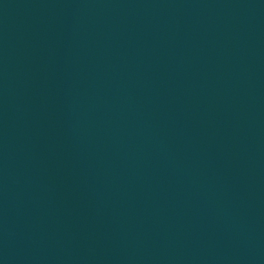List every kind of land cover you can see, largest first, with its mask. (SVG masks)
Wrapping results in <instances>:
<instances>
[{"label": "water", "instance_id": "1", "mask_svg": "<svg viewBox=\"0 0 264 264\" xmlns=\"http://www.w3.org/2000/svg\"><path fill=\"white\" fill-rule=\"evenodd\" d=\"M0 264H177L103 0H0Z\"/></svg>", "mask_w": 264, "mask_h": 264}]
</instances>
